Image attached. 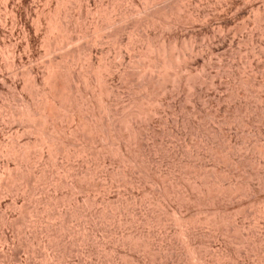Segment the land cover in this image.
Here are the masks:
<instances>
[{
  "label": "rangeland",
  "instance_id": "obj_1",
  "mask_svg": "<svg viewBox=\"0 0 264 264\" xmlns=\"http://www.w3.org/2000/svg\"><path fill=\"white\" fill-rule=\"evenodd\" d=\"M56 1L57 0H51V3H49L50 6L49 5L46 6L45 0H20L21 4H23L21 5L20 10L22 14L24 12L23 16L25 15L26 11L27 12L30 11L29 13L27 12L26 13H27V17L28 18L30 17L29 20L31 21L32 18L34 20L36 16V12L41 11L43 7H44L43 9L44 11L46 12L51 11L52 13L53 8L55 10V7H57ZM143 1L144 3H142L141 0H84V1L70 0L69 17L71 18V21H69L70 22L69 23V30H70L69 36H70V39H75V40L78 39V40L75 41L71 45L69 44V46L66 45L65 48L63 47V49L61 50L55 51V53L53 54H52L53 52L52 50L50 52H46L47 50L45 49V47L42 46L43 44L40 40L42 39L43 35L41 33L44 32V29L46 28L45 26L46 24L42 25L43 30L40 32V35L42 36L39 35L40 38L38 36L35 40H33V42L31 40L30 42L31 47L29 46L28 48V51L30 52V56H29V52L26 51L27 46L25 48V45L27 43L26 38H24L22 35H16L14 36V38H10L6 35H5L6 37L5 36L3 37V35L0 33V38H1L0 39V69H1L0 71L1 73L3 72L4 75L5 74L8 75L9 73L8 67L10 63L12 62L11 60H13L11 56V51L14 48H16L14 46V43H16L17 45V49H16L17 52H19L23 57L24 63L22 64L24 65L19 66L20 70H22L25 73L23 75L27 76L26 74L27 71H32L30 73L35 74V75L37 74V77L36 76L34 77L40 81L42 78L41 76L44 75V74L43 75L41 74L45 73L44 65H46V63L50 59L52 61H57V62L60 61L61 63H63L62 62L64 59L63 57L64 56L67 57L68 55V54L67 55L65 54L69 52V55L70 54L72 55V53L75 50V52L73 53V59H76L75 57H77V60L81 59L79 62L82 64L83 63L82 61H84L85 59L84 53H86V50H88V48L90 47L93 53L91 63L95 65H96V62H98L100 58L102 61H104V63L105 62L107 63L109 61L111 62V64H115L117 60V64H121L122 62L125 61L126 63H122V64L127 65V61L129 59L128 54H130L131 59L132 58L133 59L129 60L128 63L131 61L132 63H134V67H136L135 68L136 74H138L142 71V66L144 64H148L151 62L153 63L155 62V60L156 62L158 61L157 55L153 52H155L156 50L155 47L157 46L159 47L161 45L160 43H162L163 41L166 44L173 42L174 44H176L175 46H177L176 47L177 50L180 49L182 45H184L181 48V50H178V51L183 52L185 55L186 54L189 55L190 53L189 56H191V59L189 58L190 61L188 59V62L186 65L187 68L184 67V70L185 71L188 70L186 72L187 74H192L193 77L196 76L195 77L196 81L194 79V82L192 81V84L188 83L187 85L186 84L187 82L185 81L184 83V80L180 82L181 84L179 85H181L182 87L180 86V89L178 87L179 90L175 91L176 96L174 95V93H168V92L164 96L159 95L163 92L159 91L157 84H155V86L153 84L152 85L153 88L156 89L157 87L156 90L158 91L156 92V90L152 88L153 90L150 89L148 93L149 97H143V93H139L140 95L138 94V92H140V89L138 88L142 86V82L140 83L139 82L140 80H138L137 76L134 75V78L136 79L131 80V84L129 85L130 87L129 86L128 88L123 87L125 91L124 89H122L123 94H121V97L111 98L112 101L116 98V101L115 100L113 101V104H114L113 108L115 109L112 110L113 113L115 112L114 115L115 114L117 115L115 117L117 118L120 117L121 119L124 117H127L124 115H127L128 114L127 112H130V110H132L135 114H138L137 116H139V119H138L139 122L137 121L139 124L136 122L137 124H135L136 126L135 128L139 129L140 132L141 130L142 131L145 130L143 132L144 135H142V139L139 140V143L143 141L142 146H140L141 143L140 145L138 144L139 145L138 147L140 148L143 147L142 150L137 147V144L135 145H133L132 143L129 144V146H132V149L130 147V150L132 151V155H133V151L135 152L136 150L135 152L136 154L134 155V160L124 159L122 156H120L121 154L120 155L117 154V156L115 155L114 156L115 159L113 156L106 157L107 158L106 159L104 156L105 152L106 154H108V152L109 153L111 152V154H114L113 151L116 150L115 149L116 147L113 146L112 149H109V148L101 149L99 147L98 149H101V151L97 150L98 151L97 153L95 151V148H92L93 150L90 149L89 146L91 145L89 146L85 145L86 143L88 144L92 143L91 142V140H93L92 137H91V140L89 139L90 137L85 139L86 136L81 134V132L78 133L77 136L79 138H77L76 141L73 135L71 136L66 135V137H68L69 139V142L71 143L70 148H69L70 150L69 159L67 158L65 159L64 158L65 156L61 155L60 153L56 154L55 156L53 155L52 158L50 157L51 158L50 159L49 155H47L48 152L45 151L46 148L40 147L42 145V143L40 142L41 138L38 136L40 132L37 131L38 134L36 133V130H39L41 128L40 126H37L39 125L37 123L38 120L35 119L33 122L31 121L32 123H34V125L37 128L40 127L39 129H36V128L34 129V126L32 123H31L32 125L29 127L30 125V123H28L30 122L29 118H26V116L25 118L21 116L22 112L23 113L25 112L24 114H26L28 109L30 110L31 108L33 110L37 109L36 108L37 103H38L37 93H39L37 92L39 91L38 87L35 88L34 86H28L25 88L24 81L26 82V78H25L26 76L24 77L22 75L17 77V83H16L15 88L10 89L8 85L2 86L0 84V145L2 147H4V145L7 146L6 150L9 151V153H12V151L15 149L16 151L14 152H17L20 149H21L20 151H23V149L26 148L24 146H26L27 144H28L27 145L28 148L30 147L29 149H27V153L29 150V154H27L26 158H24L23 160L20 159L21 158V153L19 155L20 151L17 152L18 155L17 153H15L16 155L10 154L12 155L11 157L13 158H11L9 154L7 155L3 154L5 156L3 157V155L0 153V160H1L0 161V176H1L0 182L3 183V180H2L3 178H5L7 181V178L9 179L11 177V176L8 177L10 172L13 176L16 172L21 173L20 170L22 171L23 169L22 171L23 174H26V173L29 174L30 179H32L31 182L35 184L34 186V184L30 183L26 187L27 190L26 188L19 189V186H16L18 187L17 191L18 190L23 191V193L20 191H18L19 192L18 193L16 190H14L16 189V187L14 186H13L14 192L13 191L9 192V190L7 189V186H5L7 183L5 182V180H4L5 185L4 184L2 185L0 183L1 191H2V187L5 188L3 189L2 195H1V196H4V195L5 196L2 198L0 197V201L2 204L9 202L7 203L9 208L8 207L4 208L5 211H7V213H9L10 215H13L16 218L17 217L20 218L19 216H21V214H23L24 216L23 215L22 216L26 218V221H25V218H22V217L20 218V220L24 219V222H22V224L24 223L23 224L25 227L24 229L22 227L23 225H20V228L18 229H21V230L14 229V231H11V230L8 231V233L10 232L9 235L12 237L11 243H8L7 245L0 243V248H1L0 249V264H6L5 262H7L8 264L9 263L10 264H23V262L27 260L30 261L32 264H45V261H43V260H46V258L43 259L45 256L46 257L48 256L47 257L48 259L51 258V261L54 260L55 258L58 260H61V258L64 257L62 258L63 261L61 260L62 262H59L60 264L61 263L63 264H144V263L145 264H175V263L176 264H187L188 262H189L188 264H202V263L206 264L205 262L206 259H207L206 261H208V264L209 263L210 264L212 263L213 264H242V263L244 264H264V253H263L264 252V150H263L264 149V141H263L264 140V66H263L264 65V0H243V1L242 0H229V1L228 0H225V1L224 0H155L154 2L153 0L152 1L149 0L151 4L152 2L153 4L155 3L154 5H152V7L150 5L149 8L152 9V10L150 9V11L153 12L155 9H159L160 11H162V13L163 11L165 12L163 13L164 15L162 14V16H164L163 18L160 14H158L159 15V16L157 15L158 18H156L157 17L156 16L154 18H150V20L146 19L145 18L146 15L143 13L144 11L143 6H146L147 8L146 7L145 8L148 11L149 9L148 5L150 4V2L145 3L146 0H143ZM3 2L4 0H0V18H4L8 20V17L10 18V16L8 15L6 16V13L4 12L3 10L4 6H2L4 4ZM114 6L116 7L115 10L117 14L120 12H123L125 9H127L128 12L130 11L138 12L136 11V9L139 10L141 8L140 9L141 11L143 7V10L141 13H139L140 12L139 11L136 17L134 16L128 21L130 25L128 24V22L125 23L127 25V26L125 25L127 28L120 34L121 36L120 35L118 36L119 38L117 37L118 39L116 38L117 40L109 36L112 31L111 29L104 30L102 32L104 33L103 34L104 37H102L103 40H100V39L98 40L97 38L96 40L98 41L97 43L98 45H96V48H94L92 44L94 43L95 39L89 35L92 29L91 23L94 21V18H96L95 16H93V12L95 13L97 10H99V7L101 8L103 7L104 9L109 10V9H114ZM128 8L130 9V11ZM132 8L134 9L136 8V9L134 10ZM87 12H90L92 14L90 13L87 14ZM167 12H168L167 16L170 15L169 18L166 16ZM72 16L74 18H72ZM117 16H119V14ZM202 17H203V20H202ZM58 18L60 19V16ZM143 18H145L147 22L150 21L149 23L155 26L151 27V24H150L149 28H146L144 25L146 23H144ZM59 19L57 21L61 22L62 19L61 20ZM75 19H78L76 20L78 22H76ZM151 19H156L153 21L154 23H157V24H153L152 23L153 21L151 22ZM172 19H177V20H172ZM193 19H195L194 22L192 21ZM72 20H74L76 23H74V21L72 23ZM138 20H142L144 24L140 23V21ZM170 21H172V23H168ZM98 23L101 26H103V24L105 26V21L101 19L99 20ZM169 24L171 25L176 24L175 25L176 27H174V29L170 28L171 30L165 29L169 27ZM140 25H144L143 27L145 28L142 29V26ZM76 27H78L77 31L79 33L76 31V29H74ZM219 27L221 28L220 33H219V30H217ZM143 30L147 32L148 34L147 33L144 34L145 32ZM71 31L73 32L71 33ZM73 33H75L74 35L76 36H72ZM111 39L112 40L114 39V40L112 41ZM144 39L148 40L151 46L154 47L155 49L154 50L152 48L154 51L150 52L151 54L147 50H145L147 49V45H146L147 41ZM223 40H225V43H226L225 48H223L222 50L221 49L216 50L215 46L219 45L221 42H223ZM129 42H131L132 50L129 51L128 53V51H126V48H124L123 46L127 45V43ZM115 44L117 45L115 46ZM101 49L104 53L101 52ZM145 51L147 52L146 54H150L151 56L146 55ZM100 52L103 55H101ZM25 53L27 54L25 55ZM71 55L68 57L69 63H71V60H72ZM117 55L120 56V59H118L119 56ZM121 57L123 59H121ZM26 67H28V69ZM164 71L165 70H163V72ZM170 72L173 73L174 71H172V69L171 70L169 69V71H166V75H169V74L172 75V73ZM153 73H154L153 76L156 77L157 72L154 71ZM137 80L139 83L137 82ZM167 84L168 86L166 87H172L170 82H168ZM189 85L192 88H190ZM135 86L137 87L136 91L130 90L133 87H134L133 89H136ZM80 98L81 97H78V100H79L78 102L81 106V104H83V101L85 102V100L83 99V101H81ZM160 99L162 101H160ZM101 100L100 98L98 99L96 97L95 99V97L94 98L92 97V106H93V109L95 108L93 112L94 113L96 112L95 116L98 118V115H99L104 120H106L105 118L113 117V115H111V113L108 114V112H107L108 115H106L105 117L104 103L106 99L104 98V101L103 100L101 101ZM100 104L102 106H100ZM129 105L131 109L129 108L130 110L127 111L126 109H128L127 107ZM99 108H101L102 111ZM31 111L29 112L31 113ZM148 112H151V113L153 112V115L151 118H150V115L148 116L149 119L145 115ZM18 113L20 114V118L18 117ZM62 113L64 114V112ZM79 113H81L82 116ZM79 113L78 115L80 119H83V121L88 120V119L90 120L92 118L91 115L88 114L87 111H85L84 107H82L79 110ZM123 113L124 115H122ZM140 113L144 114L146 118L144 117V115ZM32 114L35 115L37 113L34 114L33 112ZM120 115L124 117H121ZM63 116H65V114ZM63 116H61V118ZM61 118H59L60 120L58 119L56 121L57 122L56 125L60 129L61 136L60 135L59 136L63 137L65 135L62 136V132L68 129L69 131L72 129L74 130V127L78 124V122H74L76 124L73 123L74 125L73 124L71 125L69 122L65 120V117L62 119ZM27 119H28V122H27ZM36 120L37 122H35ZM116 120L120 121V119H116ZM24 121L26 123H24ZM35 123H37V125ZM119 123L121 124V121ZM119 123L116 124L118 127H119ZM206 125H207V128H206ZM50 128L51 127L48 124L46 126L45 131L48 130L47 132L50 133L51 132ZM122 132L124 133L123 135H125V131H122ZM64 133H68V131ZM56 139L55 137L51 138L50 141L47 143L58 145L59 143H58V140ZM34 144L37 146H34ZM1 146H0V152L2 151ZM94 146H98V145H94ZM81 147L83 148L87 147V148L81 149ZM41 148H43V150ZM76 148H77V154L75 150ZM134 148L136 149L133 150ZM210 148L214 150L212 151L210 150ZM3 150H5V148ZM84 150H87V151L84 152ZM41 151L43 153L44 152L47 153V154L44 153L45 156H43L44 158L42 160L40 159L39 155H37V154H40L39 152ZM78 151L79 152L82 151V153H79ZM90 151H92L91 152L92 154L90 153ZM100 152L101 153L103 152V154L100 155ZM137 153H139L140 156ZM98 154L99 156L97 157L96 155ZM85 155H87V157ZM136 155L138 157H136ZM14 156H17V157L20 156L18 157L20 160L16 159L17 157L14 158ZM100 156H102L103 159ZM109 158L110 160H108ZM47 159L49 161H47ZM112 160L114 161L112 162ZM44 163L46 164V166ZM109 163H111V165ZM5 164L7 167L5 166ZM4 166L6 169L4 168ZM41 167H43L44 169ZM64 167L68 168V170L65 169L66 171H64L63 169ZM7 168L10 170V172ZM45 169L47 170L46 173L48 172L47 174H49V177L48 176L45 177L47 178L48 181L46 180L45 182L44 179L42 180L41 178H39L40 181H38L39 179H36L35 181L34 178H38V175L41 173V171L45 172ZM116 172L118 174H116ZM80 173L86 175L85 178L87 179L86 181L84 179L85 181L84 183L82 182L81 184L82 187L84 185L86 186L84 187L85 189L87 187L89 188L88 190L86 191L84 190L83 192L80 190L79 192L81 193H78L77 191L75 193V191L73 192L71 190L72 189L71 183L75 179L73 177H75L76 174H80ZM51 175L53 178H51ZM110 175L111 176L114 175V177H112L114 181L112 180L111 182H109L112 179V178L109 179ZM102 176L104 177V179H102L103 178ZM65 178H66V181L69 180L70 182L69 186L64 181ZM96 180L99 183L98 182L96 183ZM103 180L107 181L106 182L107 184ZM91 181L93 182V184ZM112 182H113V185L109 187L111 188L109 191L108 187H106L103 183L109 186ZM60 183H63L64 186L63 185L61 186ZM65 183L67 184V186H65L66 185ZM94 184H96V186ZM97 185L98 186L100 185L99 187L101 186H104V188L106 187L105 189H107L108 192L106 190L105 191L107 192V194L109 193L110 194L107 195L106 193H103L104 191L102 192V190L104 188L101 187L103 189L100 190L101 188H99ZM30 186H33L32 189ZM92 189H94L95 191ZM25 190H26V193H24ZM65 192L67 194L69 192V197H63V196H67ZM61 193L64 195L62 196ZM82 193H84V195ZM62 197L67 198V199L69 198V200L64 199V202H63ZM9 198L11 202L9 201ZM47 198L48 199L51 198V201H49ZM83 200H84V203L82 202ZM86 200L88 204L87 202H85ZM107 200L109 201L107 202ZM10 203L11 204L15 203L16 205L14 204L13 206ZM48 203L49 205L47 207H49L50 211L47 210L48 208L44 206ZM124 203H125V206H124ZM9 205H11V207ZM15 206L17 207L14 208ZM42 207H45L47 209L44 210L45 208L43 209ZM40 209L44 210V215H43V211ZM215 210H216L217 215L215 213ZM46 211H48V214L46 213ZM13 212H16V213H13ZM35 212H38L39 214L37 215V213ZM40 212L42 215L40 214ZM24 213L27 215L25 216ZM182 214H183V217L190 218V221L191 222L193 221V223L188 224L189 227H186L188 228L187 232H186L187 229L185 227H184L185 231L183 232L181 228L178 225H176L175 219H177L179 215H182ZM213 214H215L214 216L216 217L211 218ZM61 215H63L64 218H62ZM70 215H73V216H70ZM31 216L35 219H33ZM53 216H56V217H53ZM218 217L224 218L223 219L224 223L221 224L223 226H220V225L216 226L213 224V222H211L212 220H214V218H218ZM209 218H211L212 220ZM222 218H221V221H222ZM60 219L63 223H65L64 229L62 232L64 233L66 231V233L59 235L60 239L61 237L64 236L66 240L64 238L63 240L66 243L67 242L69 243L67 245L71 246L70 247L66 245L67 248L69 249V253L68 252L65 253V250H64L63 253H65V255L61 252L63 249H66V246L65 247L63 246L65 242H61V245L59 243H58L59 245L57 244V248L58 246L63 248V249L61 248L62 250L58 249L60 250L58 252L56 251L57 249L55 248V246L53 247V243H51L52 246H50V248L46 247L48 245L47 243L48 240H46L48 238L47 237L48 235L45 233V230L47 228V231L49 233L52 232L51 235H53L55 238L56 237L54 234L56 233L55 231H57L56 235L60 231L59 229H57V227H59L60 222H61ZM208 219L211 221L209 222ZM89 221H91V223ZM35 224L37 225L35 226ZM29 227L31 228L29 229ZM39 230H40V233H39ZM67 231L69 232V234L67 233ZM30 232L32 234L31 236L29 234ZM42 232L45 233L46 236L42 234ZM62 232L60 231V233ZM181 232L183 234H181ZM27 233L29 236H27ZM140 236L141 238L143 237L142 238L143 240L140 238ZM44 238L47 242L45 240H42V241L47 244H44L41 241V239H44ZM51 238L50 237L48 238L50 239L49 240L50 242L55 241V240H52L53 238L52 239ZM60 239L58 238L57 242H59L58 240ZM127 239L128 241H126ZM55 244L56 243H54V245ZM202 244L203 245L205 244L206 246H203ZM12 246H16V247H12ZM171 246H172V249H171ZM188 246H191V248L192 247L196 248V254H195L196 256L194 257L196 259H193L194 255H190V253L187 252L188 249L186 248H188ZM6 247L9 249H7ZM17 247L19 248L15 252L13 249ZM205 247L207 248L206 257H205L206 255ZM9 250H11L10 252L12 253L13 251L15 252L12 254L15 260L12 258L13 259L11 260L12 262L5 259L6 258L5 256L9 254ZM105 250H106V254H105ZM31 251L33 252L31 253ZM217 252H219L220 254ZM221 252H223V254L226 256L225 257L222 255L224 257V260H223V257H221L222 259L220 258ZM33 253H35L34 257L32 255ZM203 254H204L203 257L206 258V259L204 258L205 259L204 262L202 260ZM57 255L59 257H57ZM215 255H218L219 259L215 258ZM40 258H42V260ZM48 259L46 260L47 262H48ZM189 259H193V260H189Z\"/></svg>",
  "mask_w": 264,
  "mask_h": 264
},
{
  "label": "bare ground",
  "instance_id": "obj_2",
  "mask_svg": "<svg viewBox=\"0 0 264 264\" xmlns=\"http://www.w3.org/2000/svg\"><path fill=\"white\" fill-rule=\"evenodd\" d=\"M46 1V6L47 5H49V3H51V0H45ZM73 1V0H72ZM80 1H84V0H80ZM142 1V3H144V1L143 0H141ZM150 1H152V0H150ZM149 0L147 1H145V3L147 2V3H149L150 2ZM155 0H153V2H154ZM225 1V0H224ZM229 1V0H228ZM243 1V0H242ZM57 2V4H56V6L57 7H55V10H54V8H53V12L51 13V11H44L43 9H44V7H43V9L41 10V11H39V12H36V16H35V18H34V20H33V18L31 19V21L29 20V18L27 17V13H29V12H27L26 10V12H25V15L23 16V14H24V12H23V14H22V12H21V10H20V7H21V5H23V4H21V2H20V0H4V4L2 5V6H4L3 7V10H4V12L6 13V16L8 15V16H10V18L8 17V20L7 19H4V18H0V33L3 35V37L6 35V36H8V37H10V38H14V36H16V35H22L24 38H26V40H27V43H26V45H25V48H26V46H27V50L26 51H28V48H29V46H30V42H31V40H32V42H33V40H35L39 35H40V32L43 30L42 29V25L43 24H46L45 26H46V28L44 29V32L43 33H41L42 35H40V36H42V39H40L41 40V42H42V46L43 47H45V49L47 50L46 52H50L51 50L53 51L52 52V54L53 53H55V51H58V50H61V49H63V47L65 48V46L66 45H68L69 46V44L71 45V44H73L75 41H77V40H75V39H70V36H69V33H70V30H69V21H71V18L69 17V2H70V0H57L56 1ZM153 2H152V4H151V2H150V4L148 5V8L150 7V5H151V7H152V5H154L153 4ZM196 2V1H195ZM205 2V1H204ZM98 3V2H97ZM141 3V2H140ZM203 3V2H202ZM95 4V3H94ZM117 4V3H116ZM115 4V5H116ZM126 4H128V3H126ZM158 4V3H157ZM52 5V4H51ZM124 5V4H123ZM132 5V4H131ZM143 5H145V4H143ZM198 5V4H197ZM50 6V5H49ZM84 6H86V5H84ZM88 6V5H87ZM127 6V5H126ZM144 7V11H143V13L146 15L145 16V18L146 19H148V20H150V18H154V17H156L158 14H160L161 16H162V14L163 13H165L164 11H163V13H162V11H160L159 9H155L153 12L152 11H150V9L151 8H149L148 9V11L146 10V6H143ZM143 7H142V10H143ZM146 7V8H145ZM115 6H114V9H109V10H107V9H104L103 7L101 8V7H99V10H97L95 13L93 12V16H95L96 18H94V21L91 23V27H92V29H91V32L89 33V35L92 37V38H94L95 39V41H94V43L92 44V46L94 47V48H96V45H98L97 43H98V41L96 40L97 38H98V40L100 39V40H103V38L102 37H104V33H102L104 30H106V29H111L112 31H111V34L109 35V36H111L112 38H115V40H117L119 37V35L127 28L126 26V24L125 23H127L131 18H133L134 16L136 17L137 15H138V12L140 11V9L139 10H137L136 8V11H138V12H133V11H130V9H129V11L130 12H128L127 11V9H125L123 12H120V13H118L119 14V16H117L118 14H117V12H116V10H115ZM121 8V7H120ZM205 8V7H204ZM210 8V7H209ZM216 8V7H215ZM36 9V8H35ZM118 9V8H117ZM132 9H134V8H132ZM134 9V10H135ZM236 9V8H235ZM46 10V9H45ZM111 10V11H110ZM142 10L139 12V13H141L142 12ZM152 10V9H151ZM184 10V9H183ZM211 10V9H210ZM109 11V12H108ZM150 11V12H149ZM174 12V11H173ZM179 12V11H178ZM34 13V12H33ZM90 12H87V14H89ZM143 13H142V15H143ZM171 13V12H170ZM90 14H92V13H90ZM70 15H71V13H70ZM140 15V14H139ZM164 15V14H163ZM168 15V12H167V14H166V16ZM60 16V19L58 18ZM159 16V15H158ZM158 16L156 17V18H158ZM165 16V17H166ZM170 16V15H169ZM169 16H167L168 18H169ZM178 16V15H177ZM193 16V15H192ZM219 16V15H218ZM253 16V15H252ZM3 17V16H2ZM55 17H57V18H55ZM143 17H144V15H143ZM164 16H162V18H163ZM179 17V16H178ZM177 17V18H178ZM189 17V16H188ZM224 17V16H223ZM69 18H70V20H69ZM72 18H74L73 16H72ZM145 18H143L144 19V23H146V24H144L143 23V21L142 20H138V21H140V23H142V24H144L145 25V27L146 28H149V25L151 24V23H149L150 21H146V19ZM172 18H174V17H172ZM191 18V17H190ZM207 18V17H206ZM61 20V22L60 21H57V20ZM86 19V18H85ZM92 19V18H91ZM95 19H96V21H95ZM103 20V21H105V26H104V24H103V26H101V25H99V20ZM136 19H138V18H136ZM135 19V20H136ZM142 19V18H141ZM160 19V18H159ZM180 19V18H179ZM204 19H205V17H204ZM241 19V18H240ZM76 20H78V19H75V21ZM133 20V19H132ZM153 20H156V19H151V22L153 21ZM172 20H177V19H172ZM194 20L195 19H193L192 21L194 22ZM202 20H203V17H202ZM73 21L74 20H72V23H73ZM74 21V23H76V22H78V21H76L75 22ZM91 21V20H90ZM138 21H136V22H138ZM146 21V22H145ZM190 21V20H189ZM198 21V20H197ZM227 21V20H226ZM237 21V20H236ZM83 22V21H82ZM131 22V21H130ZM133 22V21H132ZM135 22V21H134ZM177 22V21H176ZM207 22V21H206ZM217 22V21H216ZM239 22V21H238ZM153 24H157V23H154V21L152 22ZM159 23V22H158ZM168 23H172V21H170V22H168ZM168 23H167V25H168ZM182 23V22H181ZM186 23V22H185ZM192 23V22H191ZM201 23V22H200ZM254 23H255V21H254ZM128 24H129V22H128ZM132 24V23H131ZM81 25V24H80ZM126 25V26H125ZM130 25V24H129ZM144 25H140V26H142V29H144L145 27H143ZM176 25V24H175ZM175 25H171V24H169V27H167V28H165V29H174V27H176ZM183 25V24H182ZM195 25V24H194ZM263 25V24H262ZM77 26H78V24H77ZM83 26V25H82ZM135 26V25H134ZM133 26V27H134ZM152 26H155V25H152L151 24V27ZM181 27V26H180ZM232 27V26H231ZM243 27V26H242ZM77 28L78 27H76V28H74V29H76V31H77ZM164 29V30H165ZM170 29V30H171ZM147 30V29H146ZM149 30V29H148ZM153 30V29H152ZM169 30V31H170ZM198 30V29H197ZM207 30V29H206ZM217 30H219V33H220V30H221V28L219 27ZM238 30H239V28H238ZM245 30V29H244ZM144 31V30H143ZM173 31V30H172ZM180 31V30H179ZM222 31H223V29H222ZM73 31H71V33H72ZM78 32V31H77ZM77 32H75V33H77ZM80 32H82V31H80ZM133 32V31H132ZM145 32V31H144ZM143 32V33H144ZM196 32V31H195ZM251 32V31H250ZM75 33H73V35L72 34H70V35H72V36H76V35H74ZM79 33V32H78ZM87 33V32H86ZM147 32H145L144 34H146ZM162 33V32H161ZM167 33V32H166ZM216 33V32H215ZM83 34V33H82ZM148 34V33H147ZM163 34V33H162ZM223 34V33H222ZM87 35V34H86ZM131 35V34H130ZM241 35V34H240ZM5 36V37H6ZM40 36H39V38H40ZM71 36V37H72ZM83 36V35H82ZM121 36V35H120ZM132 36V35H131ZM197 36V35H196ZM199 36H201V35H199ZM219 36V35H218ZM231 36V35H230ZM236 36V35H235ZM118 37V38H117ZM145 37V36H144ZM178 37V36H177ZM176 37V38H177ZM203 37V36H202ZM205 37V36H204ZM242 37V36H241ZM75 38V37H74ZM86 38V37H85ZM117 38V39H116ZM139 38V37H138ZM157 38V37H156ZM172 38V37H171ZM200 38V37H199ZM252 38V37H251ZM1 39V38H0ZM236 39V38H235ZM241 39V38H240ZM39 40V41H40ZM112 40V39H111ZM114 40V39H113ZM112 40V41H113ZM130 40V39H129ZM144 40H146V39H144ZM177 40V39H176ZM204 40V39H203ZM243 40V39H242ZM90 41V40H89ZM92 41H93V39H92ZM146 41H147V43H146ZM145 41V43H146V45H147V49H145V50H147L149 53L150 52H153L155 49V52H153V53H155L156 55H157V59H158V61L156 62V60H155V62H151V63H148V64H144L143 66H142V71L140 72V73H138V74H136V70H135V68L136 67H134V63H132V61L131 62H129L128 63V61L129 60H132L131 59V56H130V54H128L129 53V51H131L132 50V47H131V42H129V43H127V45H125V46H123L124 48H126V51H128V53H126V54H128V56H129V59H128V61H127V65L126 64H122V63H126L125 61L124 62H120L121 64H117V60H116V62H115V64H111V62H105L104 63V61H102L101 60V58L99 59V61L98 62H96V65L95 64H93V63H91V61H92V56H93V53H92V50H91V47L90 48H88V50H86V53H84L85 55H84V57H85V59H84V61H82L83 63L81 64L79 61L81 60L80 58V60H77V57H75L76 59H73V53L75 52V50H74V52L72 53V60H71V63H69V52L68 53H66L65 55H67V57L66 56H64L63 58V63H61L60 61L59 62H57V61H52L51 59L46 63V65H44L45 67V69H44V72L45 73H42L41 75H43V76H41L42 78H41V80L39 81V80H37L34 76H36L37 77V74L35 75V74H31L30 72H32V71H27V76L25 77L23 74H25L22 70H20V68H19V66H22V65H24V64H22V63H24L23 62V57H22V55L19 53V52H17V45H16V43H14V46L16 47V48H14L12 51H11V56H12V58H13V60H11L12 62L10 63V65H9V67H8V70H9V73H8V75H4V73L2 72L1 73V71H0V84L2 85V86H7L8 85V87H10V89H12V88H15L16 87V83H17V77H19L20 75H22V76H24L25 78H26V82L24 81V87L26 88V87H28V86H34L35 88L36 87H38V89H39V91H37V92H39V93H37V97H38V103H37V109L36 110H33L32 108H31V110H33V111H31L30 109H28V111H27V113L26 114H24L23 112H22V114H21V116L22 117H24L25 118V116H26V118H29V120H30V122H28V119H27V122L28 123H30V125H29V127L33 124V126H34V129L36 128V129H39L40 127V129L39 130H36V133H37V131L38 132H40L39 134H38V136L41 138H38V139H40L41 141V143H42V145L40 146V147H43V148H46L45 149V151H47L48 152V154L47 153H45V154H47V155H49V158L51 157L52 158V156L54 155H56V154H61V155H63V156H65L64 158L66 159H69V148H70V142H69V139H68V137H66V135L67 136H71V135H73V137H75V141H76V139L77 138H79L77 135H78V133H80L81 132V134H83L84 136H86V138L85 139H87L88 137H90L89 139L91 140V137H92V139L93 140H91V144H88V143H86L85 145H87V146H89V145H91V146H89L90 147V149H92V148H95V151L98 153V151H101V149L102 148H109V149H112L113 148V146H115L116 148V150L115 151H113L114 152V154H111V152L109 153L108 152V154H106V152H105V154H104V156H105V158L106 157H109V156H117V154H121L120 156H122L124 159H133L134 160V155L136 154L135 152H136V148H134L133 150H135V152L133 151V155H132V151L130 150V147H131V149H132V146H129V144L130 143H132L133 145H135V144H137V147L140 145V143H141V145L140 146H142V142L143 141H141L140 143H139V140H141L142 139V135H144L143 134V132L145 131H142L141 130V132H140V130L139 129H137V128H135L136 126H135V124H137L138 122H139V116H137L138 114H135L132 110H130L131 108H130V105L127 107L128 109H126L127 111H129L130 110V112H127L128 114L127 115H124V113L122 114V115H124V116H127V117H124V116H121V117H124V118H120L119 116V118H117V117H115V116H117L116 114L114 115V113L112 112V110L113 109H115V108H113V106H114V104H113V101L115 100L116 101V98L112 101V99L111 98H113V97H121V94H123V92H122V89H124V88H128V86L131 84V80L132 79H136V78H134V75H136L137 76V78H138V80H140L139 82L141 83L142 82V86H140V88H138V89H140V92H138V94L139 93H143V97H149L148 96V93H149V91H150V89H152L153 88V84H154V86H155V84H157L158 86V89H159V91L160 92H163V93H161V94H159V95H165L167 92L168 93H174V95H175V91H177V90H179L180 89V86L181 85H179V84H181L180 82H182L183 80H184V83H185V81L187 82L186 84L188 85V83L189 84H192V81L194 82V79H195V77H193V75L192 74H187L186 72L188 71H185L184 70V67H186L187 68V62H188V59L190 58L191 59V56H189L190 55V53H189V55H185L183 52H180V51H178V50H181V48L184 46V45H182V47L180 48V49H178L177 50V46H175L176 44H174L173 42H170V43H168V44H166L165 42H163L162 41V43H160L161 45L158 47H155V49H154V47H152L151 46V44L149 43V41L148 40H146ZM151 41V40H150ZM172 41V40H171ZM201 41H202V39H201ZM100 42V41H99ZM144 42V41H143ZM143 42H142V44H143ZM227 42V41H226ZM123 43V42H122ZM243 43H244V41H243ZM39 44V43H38ZM112 44H113V42H112ZM111 44V45H112ZM133 44V43H132ZM190 44V43H189ZM188 44V45H189ZM210 44V43H209ZM251 44V43H250ZM117 44H115V46H116ZM124 45V44H123ZM145 45V46H146ZM155 45V44H154ZM193 45V44H192ZM198 45V44H197ZM240 45V44H239ZM246 45V44H245ZM13 46V47H14ZM41 46V47H42ZM67 46V47H68ZM73 46V45H72ZM91 46V45H90ZM120 46V45H119ZM141 46V45H140ZM225 46H226V43H225V40H223V42H221L219 45H217V46H215V48H216V50H219V49H223V48H225ZM31 47V46H30ZM92 47V48H93ZM98 47V46H97ZM106 47V46H105ZM207 47V46H206ZM100 48V47H99ZM107 48V47H106ZM154 50H153V49ZM42 49V48H41ZM122 49V48H121ZM143 49V48H142ZM184 49V48H183ZM19 50V49H18ZM125 50V49H124ZM186 50V49H185ZM206 50V49H205ZM210 50V49H209ZM212 50V49H211ZM26 51H24V52H26ZM31 51V50H30ZM84 51V50H83ZM134 51V50H133ZM135 51H137V50H135ZM29 52V51H28ZM72 52V51H71ZM96 52V51H95ZM101 52H103L102 51V49H101ZM100 52V53H101ZM118 52V51H117ZM193 52V51H192ZM99 53V52H98ZM104 53V52H103ZM116 53V52H115ZM120 53H122V52H120ZM147 52L145 51V54H146ZM225 53H226V51H225ZM236 53V52H235ZM27 53H25V55H26ZM39 54H40V52H39ZM44 54V53H43ZM76 54H78V53H76ZM119 54V53H118ZM138 54V53H137ZM151 54V53H150ZM150 54H146V55H149V56H151ZM216 54V53H215ZM219 54V53H218ZM3 55V54H2ZM42 55V54H41ZM101 55H103L102 53H101ZM120 55V54H119ZM119 55H117V56H119ZM134 55V54H133ZM139 55V54H138ZM156 55H155V57H156ZM194 55V54H193ZM205 55V54H204ZM29 56H30V52H29ZM81 56V55H80ZM97 56V55H96ZM108 56V55H107ZM121 56V55H120ZM120 56L118 57V59H120ZM143 56V55H142ZM197 56V55H196ZM241 56V55H240ZM26 57V56H25ZM39 57V56H38ZM79 57V56H78ZM102 57V56H101ZM104 57H105V55H104ZM123 57V56H122ZM121 57V59H123ZM141 57V56H140ZM237 57V56H236ZM10 58V57H9ZM27 58V57H26ZM41 58V57H40ZM115 58V57H114ZM142 58V57H141ZM151 58V57H150ZM206 58V57H205ZM210 58V57H209ZM225 58V57H224ZM228 58V57H227ZM39 59V58H38ZM112 59V58H111ZM117 59V58H116ZM190 59H189V61H190ZM33 60V59H32ZM54 60V59H53ZM105 60H106V58H105ZM115 60V59H114ZM152 60V59H151ZM31 61V60H30ZM36 61V60H35ZM120 61V60H119ZM94 62V61H93ZM137 62H138V60H137ZM140 62V61H139ZM150 62V61H149ZM17 63H18V65H17ZM119 63V62H118ZM209 63V62H208ZM36 64V63H35ZM81 64V65H80ZM137 64V63H136ZM189 64V63H188ZM242 65V64H241ZM264 66V65H263ZM32 67V66H31ZM141 67V66H140ZM139 67V68H140ZM27 69H28V67H26ZM185 68V69H186ZM223 68V67H222ZM23 69V68H22ZM35 69V68H34ZM37 69V68H36ZM169 69L171 70L172 69V71H174L173 73L172 72H170V73H172V75L171 74H169V75H166V71H169ZM195 69V68H194ZM1 70V69H0ZM25 70V69H24ZM141 70V69H140ZM163 70H165L164 72H163ZM222 70V69H221ZM154 71H156L157 73H156V77H154L153 75H154ZM235 71V70H234ZM26 72V71H25ZM30 74H29V73ZM33 72H34V70H33ZM37 72V71H36ZM190 72V71H189ZM236 72V71H235ZM165 73V74H164ZM238 73V72H237ZM203 74V73H202ZM252 74V73H251ZM33 75V76H32ZM238 75V74H237ZM217 76V75H216ZM38 77H39V75H38ZM221 77V76H220ZM226 78V77H225ZM233 78V77H232ZM244 78V77H243ZM39 79V78H38ZM167 79V80H166ZM202 79V78H201ZM138 80H137V82H138ZM212 80V79H211ZM237 80V79H236ZM239 80V79H238ZM254 80V79H253ZM195 81H196V79H195ZM201 81V80H200ZM203 81V80H202ZM115 82V83H114ZM138 82V83H139ZM168 82H170V84L172 85V87H166V86H168V84L167 83ZM191 82V83H190ZM231 82H233V81H231ZM238 82V81H237ZM246 82V81H245ZM248 83V82H247ZM135 84V83H134ZM166 84V85H165ZM193 84H195V83H193ZM245 84V83H244ZM249 84V83H248ZM133 85V84H132ZM165 85V86H164ZM182 85H183V83H182ZM22 86V85H21ZM186 86V85H185ZM190 86V85H189ZM188 86V87H189ZM23 87V86H22ZM124 87V88H123ZM130 87V86H129ZM136 87V86H135ZM138 87H139V85H138ZM157 87H156V89H157ZM178 87H179V89H178ZM182 87V86H181ZM30 88V87H29ZM134 88V87H133ZM133 88H129L130 90H137V87H136V89H133ZM168 88V89H167ZM190 88H192L191 86H190ZM255 88V87H254ZM4 89V88H3ZM83 89V90H82ZM153 89H155V88H153ZM152 89V90H153ZM155 89V90H156ZM208 89V88H207ZM216 89V88H215ZM262 89V88H261ZM26 90V89H25ZM33 90V89H32ZM152 90H151V92H152ZM209 90H210V88H209ZM240 90V89H239ZM7 91V90H6ZM124 91H125V89H124ZM158 90H156V92H157ZM205 91H206V89H205ZM11 92V91H10ZM18 92V91H17ZM27 92V91H26ZM127 92V91H126ZM165 92V93H164ZM179 92V91H178ZM253 92V91H252ZM258 92V91H257ZM34 93H35V91H34ZM129 93V92H128ZM153 93H154V91H153ZM218 93V92H217ZM133 94H134V92H133ZM152 94V93H151ZM157 94V93H156ZM179 94V93H178ZM178 94H177V96H178ZM140 95V94H139ZM173 95V96H174ZM217 95V94H216ZM126 96V95H125ZM131 96V95H130ZM136 96V95H135ZM142 96V95H141ZM172 96V97H173ZM176 96V95H175ZM224 96V95H223ZM5 97V96H4ZM19 97V96H18ZM78 97H81L80 99H81V101H83V99L85 100V102L83 101V104H81V106H80V104H79V100H78ZM92 97L94 98L95 97V99H96V97L99 99L100 98V100L102 99L103 101H104V98L106 99L105 100V103L104 102H102V103H104V109H105V117H106V115H108L109 113H111V115H113V117H110V116H108V117H110V118H105L106 120H104V119H102V117H100L99 115H98V118L95 116V113L93 112L94 111V109H93V106H92ZM133 97H134V95H133ZM187 97V96H186ZM190 97V96H189ZM195 97V96H194ZM214 97V96H213ZM158 98V97H157ZM205 98V97H204ZM148 99V98H147ZM176 99V98H175ZM222 99V98H221ZM101 100V101H102ZM143 100V99H142ZM197 100V99H196ZM144 101V100H143ZM160 101H162L161 99H160ZM178 101V100H177ZM194 101V100H193ZM203 101V100H202ZM97 102H99V101H97ZM138 102V101H137ZM234 102V101H233ZM246 102V101H245ZM101 103V104H102ZM131 103V102H130ZM133 103V102H132ZM159 103H161V102H159ZM198 103V102H197ZM21 104V103H20ZM100 104V106H102ZM129 104V103H128ZM127 104V105H128ZM181 104V103H180ZM190 104V103H189ZM24 105V104H23ZM33 105V104H32ZM132 105V104H131ZM156 105H157V103H156ZM175 105V104H174ZM246 105V104H245ZM258 105V104H257ZM27 106V105H26ZM136 106V105H135ZM148 106H149V104H148ZM169 106V105H168ZM193 106V105H192ZM30 107V106H29ZM32 107V106H31ZM82 107H84L85 108V111H87L88 112V114H90L91 115V119L89 120H85V121H83V119H80V117H79V115H78V113H79V110L81 109ZM132 107V106H131ZM134 107V106H133ZM162 107V106H161ZM178 107V106H177ZM197 107V106H196ZM229 107V106H228ZM248 107V106H247ZM80 108V109H79ZM122 108V107H121ZM130 108V109H129ZM136 108V107H135ZM140 108V107H139ZM147 108V107H146ZM260 108V107H259ZM97 109V108H96ZM100 110H101V108H99ZM153 109V108H152ZM178 109V108H177ZM204 109H206V108H204ZM134 110V109H133ZM138 110V109H137ZM181 110V109H180ZM200 110V109H199ZM29 111H31V113L29 112ZM35 111H37V112H35ZM64 112V114H65V116H63L64 114L62 113V112ZM83 111V110H82ZM82 111H80V112H82ZM99 111V110H98ZM102 111V110H101ZM121 111V110H120ZM150 111V110H149ZM153 111H155V110H153ZM158 111V110H157ZM203 111V110H202ZM238 111V110H237ZM34 112V114L35 113H37V114H35V115H33L32 113ZM60 112H61V114H60ZM107 112H108V114H107ZM118 112V111H117ZM123 112V111H122ZM240 112V111H239ZM21 113V112H20ZM113 113V114H112ZM223 113V112H222ZM80 115H81V113H79ZM86 114V113H85ZM98 114V113H97ZM99 114H100V112H99ZM140 114H142V113H140ZM204 114V113H203ZM209 114V113H208ZM14 115V114H13ZM63 116L62 118H64L65 117V120L67 121V122H69L71 125L74 123V122H78V124L74 127V130L72 129V130H70L69 131V129L68 130H66V131H68V133H64V132H66L65 130L62 132V136L63 135H65V136H63V137H60L61 135V133H60V129H59V127H57V125H56V121L59 119V118H61V116ZM89 115V116H90ZM103 115V114H102ZM142 115H144V114H142ZM146 115V117L148 118V116L150 115V118L152 117V115H153V112L151 113V112H148V113H146L145 114ZM145 115H144V117H145ZM222 115V114H221ZM82 116V115H81ZM156 116V115H155ZM18 117L20 118V114L18 113ZM145 117V118H146ZM183 117V116H182ZM188 117V116H187ZM23 118V119H24ZM61 118V119H62ZM120 119V121H121V124L119 123L120 121L119 120H116V119ZM195 118V117H194ZM220 118V117H219ZM244 118V117H243ZM22 119V120H23ZM35 119H37L38 120V122H37V120L35 121V122H37L39 125H37V123H35L37 126H40L39 128H37L35 125H34V123H32ZM149 119V118H148ZM154 119V118H153ZM165 119V118H164ZM186 119V118H185ZM234 119H235V117H234ZM246 119V118H245ZM60 120V119H59ZM77 120V121H76ZM252 120V119H251ZM32 121V122H31ZM119 121V122H118ZM138 121V122H137ZM59 122V121H58ZM66 122V123H67ZM119 123V127L116 125L117 123ZM137 122V123H136ZM146 122V121H145ZM235 122V121H234ZM24 123H26L25 121H24ZM27 123V124H28ZM32 123V124H31ZM144 123V122H143ZM150 123V122H149ZM193 123V122H192ZM15 124V123H14ZM50 125V129H51V132L50 133H48L47 131L48 130H46L45 131V129H46V126L47 125ZM74 124H76V123H74ZM73 124V125H74ZM139 124V123H138ZM154 124V123H153ZM160 124V123H159ZM211 124H213V123H211ZM238 124V123H237ZM63 125V124H62ZM70 125V126H71ZM142 125V124H141ZM140 125V126H141ZM152 125V124H151ZM162 125V124H161ZM219 125V124H218ZM246 125V124H245ZM252 125V124H251ZM4 126V125H3ZM154 126V125H153ZM195 126V125H194ZM198 126V125H197ZM196 126V127H197ZM63 127V126H62ZM72 127V126H71ZM138 127V126H137ZM170 127V126H169ZM188 127V126H187ZM239 127V126H238ZM69 128V127H68ZM139 128V127H138ZM151 128V127H150ZM153 128V127H152ZM206 128H207V125H206ZM49 129V128H48ZM137 129V130H136ZM142 129V128H141ZM218 129V128H217ZM31 130V129H30ZM63 130V129H62ZM230 130V129H229ZM35 131V130H34ZM122 131H125V135H123L124 133L122 132ZM198 131V130H197ZM232 131V130H231ZM255 131V130H254ZM4 132H5V130H4ZM64 133V134H63ZM194 133V132H193ZM233 133V132H232ZM237 133V132H236ZM148 134V133H147ZM177 134V133H176ZM202 134V133H201ZM209 134V133H208ZM60 135V136H59ZM188 135V134H187ZM32 136V135H31ZM36 136V135H35ZM80 136V135H79ZM83 136V137H84ZM166 136V135H165ZM179 136V135H178ZM4 137V136H3ZM55 137V139L56 140H58V145H54V144H48L47 142H49L50 141V139L51 138H54ZM81 137V136H80ZM148 137V136H147ZM173 137V136H172ZM184 137V136H183ZM165 138V137H164ZM191 138V137H190ZM81 139V138H80ZM84 139V140H85ZM96 141H95V140ZM147 139H149V138H147ZM153 139V138H152ZM156 139V138H155ZM82 140V139H81ZM89 140V141H90ZM146 140V139H145ZM215 140V139H214ZM53 141V140H52ZM78 141V140H77ZM88 141V142H89ZM164 141V140H163ZM264 141V140H263ZM54 142V141H53ZM74 142V141H73ZM159 142V141H158ZM213 142V141H212ZM38 143V142H37ZM56 143H57V141H56ZM79 143V142H78ZM90 143V142H89ZM192 143V142H191ZM200 143V142H199ZM3 144V143H2ZM74 144V143H73ZM139 144V145H138ZM160 144V143H159ZM203 144V143H202ZM24 145V144H23ZM28 145V144H27ZM24 146V147H26V148H24L23 149V151H20L21 149L20 148H18V149H20V150H18V151H20L19 152V155H20V153H21V160H23L24 158H26V155L27 154H29V150H28V153H27V149H29L28 148V146ZM40 145V144H39ZM94 145H98V146H94ZM1 146V145H0ZM34 146H37V145H35L34 144ZM108 146V147H107ZM2 147V146H1ZM13 147V146H12ZM22 147V146H21ZM39 147V148H40ZM101 148V149H98V148ZM134 147V146H133ZM5 148V150H3ZM6 148H7V146H5L4 145V147H2V151L0 152L2 155L4 154V155H7V154H15V153H17V152H14V151H16V149L15 150H13L12 151V153H9V151H7L6 150ZM23 148V147H22ZM33 148V147H32ZM35 148V147H34ZM43 148H41L42 150H43ZM75 148V147H74ZM85 149L87 148V147H84ZM83 147H81V149H84ZM138 148H140V147H138ZM142 148L143 147H141L140 149L142 150ZM189 148V147H188ZM13 149V148H12ZM11 149V150H12ZM38 149V148H37ZM73 149V148H72ZM79 149V148H78ZM139 149V150H140ZM238 149V148H237ZM10 150V151H11ZM76 150V154H77V148L75 149ZM88 150V149H87ZM87 150H84V152L85 151H87ZM93 150V149H92ZM98 150V151H97ZM138 150V149H137ZM140 150V151H141ZM204 150V149H203ZM210 150H212V148H210ZM214 150V149H213ZM212 150V151H213ZM216 150V149H215ZM264 150V149H263ZM106 151H107V149H106ZM162 151V150H161ZM209 151V150H208ZM243 151V150H242ZM244 151H245V149H244ZM79 152V151H78ZM92 151H90V153H91ZM104 152V151H103ZM103 152L101 153L100 152V155L101 154H103ZM137 152H139V151H137ZM206 152V151H205ZM248 152V151H247ZM38 153V152H37ZM40 154H37V155H39V157H40V159L42 160L44 157L43 156H45L44 155V153L41 151V152H39ZM71 153V152H70ZM73 153V152H72ZM75 153V152H74ZM79 153H82V151L81 152H79ZM139 153H141V152H139ZM139 153H137L138 155H139ZM203 153V152H202ZM228 153V152H227ZM244 153V152H243ZM84 154V153H83ZM92 154V153H91ZM218 154V153H217ZM3 155V157H5ZM16 155V154H15ZM17 155H18V153H17ZM79 155V154H78ZM77 155V156H78ZM88 155V154H87ZM87 155H85L86 157H87ZM212 155V154H211ZM220 155V154H219ZM229 155V154H228ZM227 155V156H228ZM246 155V154H245ZM12 155H10V157H11ZM58 156V155H57ZM74 156V155H73ZM81 156V155H80ZM83 156V155H82ZM89 156H90V154H89ZM97 157L99 156V154L98 155H96ZM103 156V157H104ZM140 156V155H139ZM9 157V158H10ZM17 156H14V158H16ZM18 157H20V156H18ZM16 158V159H18V160H20L19 158ZM101 158H102V156H100ZM122 157H120V158H122ZM136 157H138L137 155H136ZM142 157V156H141ZM196 157V156H195ZM6 158H8V157H6ZM11 158H13V157H11ZM28 158V157H27ZM46 158V157H45ZM50 158V159H51ZM104 158V159H105ZM119 158V157H118ZM153 158V157H152ZM39 159V158H38ZM39 159V160H40ZM57 159V158H56ZM103 159V158H102ZM107 159V158H106ZM113 159V158H112ZM114 159H115V157H114ZM197 159V158H196ZM46 160V159H45ZM97 160V159H96ZM108 160H110V158L108 159ZM144 160V159H143ZM1 161V160H0ZM6 161V160H5ZM26 161V160H25ZM47 161H49L48 159H47ZM51 161V160H50ZM57 161V160H56ZM67 161V160H66ZM99 161V160H98ZM101 161V160H100ZM114 160H112V162H113ZM145 161V160H144ZM180 161V160H179ZM194 161V160H193ZM20 162V161H19ZM41 162V161H40ZM44 162V161H43ZM46 162V161H45ZM52 162V161H51ZM61 162V161H60ZM108 162H110V161H108ZM111 162V163H112ZM119 162V161H118ZM135 162V161H134ZM210 162V161H209ZM6 163V162H5ZM16 163V162H15ZM42 163V162H41ZM80 163V162H79ZM102 163V162H101ZM104 163V162H103ZM111 163H109L110 165H111ZM121 163V162H120ZM133 163V162H132ZM233 163V162H232ZM244 163V162H243ZM20 164V163H19ZM24 164V163H23ZM45 164V163H44ZM63 164V163H62ZM67 164V163H66ZM88 164V163H87ZM184 164V163H183ZM204 164V163H203ZM21 165H22V163H21ZM31 165V164H30ZM36 165V164H35ZM50 165H51V163H50ZM53 165H54V163H53ZM56 165V164H55ZM78 165V164H77ZM124 165V164H123ZM180 165V164H179ZM263 165V164H262ZM5 166H6V164H5ZM5 166H4V168H5ZM20 166V165H19ZM43 166V165H42ZM45 166H46V164H45ZM48 166H49V164H48ZM57 166V165H56ZM64 166V165H63ZM70 166V165H69ZM82 166V165H81ZM88 166V165H87ZM104 166H105V164H104ZM158 166V165H157ZM217 166H219V165H217ZM223 166V165H222ZM7 167V166H6ZM29 167V166H28ZM68 167V166H67ZM140 167V166H139ZM3 168V167H2ZM8 168H9V166H8ZM7 168V169H8ZM41 168H43V167H41ZM59 168V167H58ZM76 168V167H75ZM89 168V167H88ZM112 168V167H111ZM201 168V167H200ZM234 168V167H233ZM6 169V168H5ZM14 169V168H13ZM36 169V168H35ZM44 169V168H43ZM54 169V168H53ZM64 169V171H66L65 169H67L68 170V168H63ZM9 170V169H8ZM191 170V169H190ZM198 170V169H197ZM3 171V170H2ZM5 171V170H4ZM17 171V170H16ZM22 171H23V169H22ZM21 170H20V172L21 173H15L13 176H12V174H11V172H10V170H9V172H10V174H9V176L8 177H10L9 179L7 178V181H6V179L5 178H3L2 180H3V183H1L2 185L4 184L5 185V182H7L6 183V185L5 186H7V189L9 190V192L10 191H13L14 192V190H16L17 191V188L18 187H16V186H19V189L21 188V189H23V188H26L30 183L31 184H34V183H32L31 181H32V179H30V176H29V174H23V172H22ZM46 169H45V172H42L41 171V173L38 175V178H34L35 179V181H36V179H39V178H41L42 180L44 179V181L46 182V180H47V178H45L46 176H48L49 177V174H47L46 173ZM52 171V170H51ZM50 171V172H51ZM63 171V172H64ZM115 171V170H114ZM133 171V170H132ZM220 171V170H219ZM14 172V171H13ZM19 172V171H18ZM25 172V171H24ZM87 172V171H86ZM89 172V171H88ZM109 172V171H108ZM205 172V171H204ZM210 172V171H209ZM4 173V172H3ZM39 173V172H38ZM55 173V172H54ZM68 173H69V171H68ZM72 173H74V172H72ZM78 173V172H77ZM132 173V172H131ZM163 173V172H162ZM165 173V172H164ZM196 173V172H195ZM202 173H203V171H202ZM235 173V172H234ZM2 174V173H1ZM86 174V173H85ZM112 174V173H111ZM116 174H118L117 172H116ZM205 174V173H204ZM210 174V173H209ZM35 175V174H34ZM65 175V174H64ZM68 175H70V174H68ZM103 175H105V174H103ZM108 175V174H107ZM135 175V174H134ZM56 176V175H55ZM85 176L86 175H84V174H76L75 175V177H73V178H75L73 181H72V185H71V187H72V191L74 192L75 191V193H76V191L78 192V193H81V192H79L80 190L83 192L84 190L86 191V190H88V188L89 187H87L86 189L84 188V187H86V186H84L83 185V187H82V182L84 183L87 179L85 178ZM95 176V175H94ZM94 176H92V177H94ZM130 176V175H129ZM137 176V175H136ZM168 176V175H167ZM228 176V175H227ZM261 176V175H260ZM36 177V176H35ZM89 177V176H88ZM87 177V178H88ZM103 177V176H102ZM112 177H114V175H110V177H109V179L110 178H112ZM116 177V176H115ZM191 177H193V176H191ZM215 177V176H214ZM243 177V176H242ZM0 178H1V176H0ZM51 178H53L52 177V175H51ZM54 178H56V177H54ZM62 178V177H61ZM91 178V177H90ZM119 178V177H118ZM118 178H116V179H118ZM33 179V180H34ZM69 179V178H68ZM67 179V180H68ZM84 179H85V181H84ZM93 179V178H92ZM100 179V178H99ZM102 179H104V177L102 178ZM109 179H107V180H109ZM130 179V178H129ZM171 179V178H170ZM174 179V178H173ZM1 180V181H2ZM4 180H5V182H4ZM50 180V179H49ZM89 180V179H88ZM106 180V179H105ZM105 180H103V181H105ZM114 181V179L112 178L109 182H111V181ZM163 180V179H162ZM222 180V179H221ZM230 180V179H229ZM8 181H10V182H8ZM38 181H40V179L38 180ZM48 181V180H47ZM67 184H68V186H69V180L68 181H66V178H65V180H64ZM80 181V182H79ZM152 181V180H151ZM44 182V183H45ZM52 182V181H51ZM88 182H90V181H88ZM92 182V181H91ZM98 181L96 180V183H97ZM107 181H105V183H106ZM191 182V181H190ZM205 182V181H204ZM65 183V184H66ZM99 183V182H98ZM101 183V182H100ZM105 183H103L106 187H108V189H109V191H110V189L111 188H109V187H111L112 185H113V182L108 186V185H106ZM119 183V182H118ZM216 183V182H215ZM223 183V182H222ZM221 183V184H222ZM40 184V183H39ZM61 184V186L63 185L64 186V184L63 183H60ZM67 184L65 185V186H67ZM92 184H93V182H92ZM102 184V185H103ZM109 184V183H108ZM125 184V183H124ZM162 184H163V182H162ZM196 184V183H195ZM239 184V183H238ZM88 185H89V183H88ZM95 186H96V184H94ZM101 185V184H100ZM99 185V186H100ZM176 185V184H175ZM241 185V184H240ZM16 187V189H14L13 190V188L14 187ZM34 186H35V184H34ZM57 186V185H56ZM98 186V185H97ZM98 186V187H99ZM116 186V185H115ZM135 186V185H134ZM237 186V185H236ZM0 187H1V185H0ZM31 187V189H32V187L33 186H30ZM29 187V188H30ZM38 187V186H37ZM51 187V186H50ZM93 187V186H92ZM92 187H90V188H92ZM101 187H103L104 188V186H101ZM101 187H99V188H101ZM105 187V188H106ZM133 187V186H132ZM192 187V186H191ZM28 188V189H29ZM35 188V187H34ZM60 188V187H59ZM84 188V189H83ZM103 188H101L100 190H102ZM103 189L102 190V192L103 193H106L107 194V192H108V190L107 189ZM178 188V187H177ZM261 188V187H260ZM3 189H5L4 187H2V191H3ZM74 189V190H73ZM83 189V190H82ZM98 189V188H97ZM175 189V188H174ZM258 189V188H257ZM26 190H27V188H26ZM26 190L24 191V193H26ZM59 190V189H58ZM61 190V189H60ZM92 190H94V189H92ZM92 190H90V191H92ZM107 192H106V191ZM166 190V189H165ZM208 190V189H207ZM235 190V189H234ZM2 191H1V189H0V197L2 198V197H4V196H1L2 195ZM18 191H20V192H22L23 193V191L22 190H18ZM17 191V192H18ZM37 191V190H36ZM44 191V190H43ZM46 191V190H45ZM69 191V190H68ZM95 191V190H94ZM93 191V192H94ZM169 191V190H168ZM184 191H185V189H184ZM209 191V190H208ZM229 191V190H228ZM231 191V190H230ZM56 192V191H55ZM59 192V191H58ZM88 192V191H87ZM92 192V193H93ZM98 192V191H97ZM100 192V191H99ZM147 192V191H146ZM232 192V191H231ZM19 193V192H18ZM21 193V194H22ZM66 193V192H65ZM85 193V192H84ZM84 193H82L83 195H84ZM116 193V192H115ZM166 193V192H165ZM176 193V192H175ZM200 193V192H199ZM209 193V192H208ZM219 193V192H218ZM228 193V192H227ZM57 194V193H56ZM55 194V195H56ZM62 194V193H61ZM74 194V193H73ZM110 194V193H109ZM109 194H107V195H109ZM259 194V193H258ZM12 195V194H11ZM40 195V194H39ZM64 194H62V196H63ZM66 195L67 196H63V197H69V192H68V194L66 193ZM76 195V194H75ZM80 195V194H79ZM121 195V194H120ZM9 196V195H8ZM17 196V195H16ZM61 196V195H60ZM77 196V195H76ZM81 196V195H80ZM93 196V195H92ZM172 196V195H171ZM34 197V196H33ZM48 197V196H47ZM53 197V196H52ZM62 197V200H63V202H64V199H67V198H63ZM87 197V196H86ZM146 197V196H145ZM155 197V196H154ZM168 197V196H167ZM222 197V196H221ZM235 197H237V196H235ZM11 198V197H10ZM10 198H9V201H10ZM44 198V197H43ZM59 198V197H58ZM61 198V197H60ZM73 198V197H72ZM85 198V197H84ZM105 198V197H104ZM126 198V197H125ZM137 198V197H136ZM256 198V197H255ZM48 199V198H47ZM88 199V198H87ZM92 199V198H91ZM113 199V198H112ZM117 199V198H116ZM158 199V198H157ZM180 199V198H179ZM204 199V198H203ZM262 199V198H261ZM16 200V199H15ZM49 201H51V198L50 199H48ZM61 200V201H62ZM67 200H69V198L67 199ZM67 200H65V201H67ZM77 200V199H76ZM90 200V199H89ZM103 200V199H102ZM102 200H101V202H102ZM137 200V199H136ZM141 200V199H140ZM152 200V199H151ZM244 200V199H243ZM46 201V200H45ZM56 201H57V199H56ZM109 200H107V202H108ZM111 201V200H110ZM117 201V200H116ZM119 201V200H118ZM121 201V200H120ZM171 201V200H170ZM251 201V200H250ZM261 201V200H260ZM11 202V201H10ZM48 202V201H47ZM53 202V201H52ZM51 202V203H52ZM75 202V201H74ZM83 203H84V200L82 201ZM85 202H87V200L85 201ZM93 202V201H92ZM128 202V201H127ZM7 203H9V202H7ZM7 203H1V201H0V243L1 244H4V245H7L8 243H11L12 242V237L9 235V233H8V231L9 230H11V231H14V229H16V230H21V229H18V228H20V225H23L22 224V222H24V219H22V220H20V218L22 217V218H25V217H23L24 215L23 214H21L20 212V214H21V216H19L20 218H16V217H14L13 215H10L9 213H7V211H5V209L4 208H7L8 207V205H7ZM50 203V202H49ZM49 203L48 204H46V205H44L45 207H47L48 205H49ZM54 203V202H53ZM52 203V204H53ZM56 203V202H55ZM59 203H61V202H59ZM66 203V202H65ZM68 203V202H67ZM94 203V202H93ZM157 203V202H156ZM169 203V202H168ZM177 203V202H176ZM209 203V202H208ZM249 203V202H248ZM254 203V202H253ZM5 204V205H4ZM11 204V203H10ZM15 204V203H14ZM14 204H11V205H13L14 206ZM45 204V203H44ZM63 204V203H62ZM71 204V203H70ZM78 204V203H77ZM87 204H88V202H87ZM95 204V203H94ZM135 204V203H134ZM11 205H9L10 207H11ZM16 205V204H15ZM89 205H91V204H89ZM114 205V204H113ZM145 205V204H144ZM161 205V204H160ZM184 205V204H183ZM196 205V204H195ZM217 205V204H216ZM79 206V205H78ZM77 206V207H78ZM88 206V205H87ZM86 206V207H87ZM111 206H112V204H111ZM123 206V205H122ZM124 206H125V203H124ZM153 206V205H152ZM186 206V205H185ZM17 206H15L14 208H16ZM39 207V206H38ZM45 207H42L43 209L45 208ZM83 207H84V205H83ZM101 207V206H100ZM183 207V206H182ZM237 207V206H236ZM247 207V206H246ZM9 208V207H8ZM48 208V209H47ZM47 208H45L44 210H49V207H47ZM96 208V207H95ZM108 208V207H107ZM128 208V207H127ZM137 208V207H136ZM169 208V207H168ZM217 208V207H216ZM224 208V207H223ZM231 208V207H230ZM239 208V207H238ZM248 208V207H247ZM36 209V208H35ZM39 209V208H38ZM51 209V208H50ZM62 209V208H61ZM85 209V208H84ZM90 209V208H89ZM109 209V208H108ZM117 209V208H116ZM126 209V208H125ZM132 209V208H131ZM7 210V209H6ZM40 210H42V209H40ZM44 210H42L43 211V215H44ZM81 210V209H80ZM92 210V209H91ZM236 210V209H235ZM257 210V209H256ZM263 210V209H262ZM19 211H21V210H19ZM35 211V210H34ZM50 211V210H49ZM107 211V210H106ZM126 211V210H125ZM179 211V210H178ZM184 211V210H183ZM213 211V210H212ZM224 211V210H223ZM242 211V210H241ZM21 212H23V211H21ZM27 212V211H26ZM25 212V213H26ZM88 212V211H87ZM90 212V211H89ZM93 212V211H92ZM95 212V211H94ZM99 212V211H98ZM132 212V211H131ZM172 212V211H171ZM173 212H175V211H173ZM204 212V211H203ZM218 212V211H217ZM220 212V211H219ZM245 212V211H244ZM261 212V211H260ZM13 213H16V212H13ZM24 213V214H25ZM35 213H37V215L39 214L38 212H35ZM46 213L48 214V211H46ZM52 213V212H51ZM91 213V212H90ZM89 213V214H90ZM181 213V212H180ZM215 213H216V210H215ZM12 214V213H11ZM20 214H18V215H20ZM40 214H41V212H40ZM63 214V213H62ZM68 214V213H67ZM94 214V213H93ZM118 214V213H117ZM121 214V213H120ZM156 214V213H155ZM172 214V213H171ZM224 214V213H223ZM15 215V214H14ZM23 215V216H22ZM27 214H25V216H26ZM31 215H32V213H31ZM34 215V214H33ZM36 215V214H35ZM42 215V214H41ZM86 215V214H85ZM95 215H97V214H95ZM106 215V214H105ZM146 215V214H145ZM190 215V214H189ZM193 215V214H192ZM215 214H213L212 216H211V218H213V217H216V216H214ZM216 215H217V213H216ZM225 215V214H224ZM16 216V215H15ZM49 216V215H48ZM59 216H60V214H59ZM70 216H73V215H70ZM102 216V215H101ZM175 216V215H174ZM187 216V215H186ZM207 216H209V215H207ZM230 216V215H229ZM32 217V216H31ZM38 217V216H37ZM43 217V216H42ZM53 217H56V216H53ZM61 217L62 218H64V216L63 215H61ZM66 217V216H65ZM68 217H69V215H68ZM78 217V216H77ZM129 217V216H128ZM136 217V216H135ZM168 217V216H167ZM203 217V216H202ZM33 218V217H32ZM60 218V217H59ZM104 218V217H103ZM171 218V217H170ZM175 218H177V217H175ZM174 218V219H175ZM211 218H209V219H211ZM221 218L222 217H218V218H214V220H209L208 219V221L210 222H213V224L214 225H216V226H218V225H220V226H223V225H221V224H223L224 223V221H223V219L224 218H222V221H221ZM33 219H35V218H33ZM36 219H38V218H36ZM58 219V218H57ZM84 219V218H83ZM93 219V218H92ZM107 219V218H106ZM160 219V218H159ZM158 219V220H159ZM206 219H207V217H206ZM205 219V220H206ZM228 219V218H227ZM226 219V220H227ZM258 219V218H257ZM43 220V219H42ZM100 220V219H99ZM103 220V219H102ZM127 220H128V218H127ZM151 220V219H150ZM176 220V225H178L180 228H181V230L184 232L185 230V228L186 227H189L188 226V224H190V223H193V221L191 222L190 221V218H187V217H183V214L182 215H179V217L177 218V219H175ZM194 220V219H193ZM25 221H26V218H25ZM45 221V220H44ZM60 221H61V219H60ZM126 221V220H125ZM154 221V220H153ZM162 221V220H161ZM199 221V220H198ZM202 221V220H201ZM30 222V221H29ZM29 222H28V224H29ZM53 222V221H52ZM65 222V221H64ZM90 223H91V221H89ZM95 222V221H94ZM106 222V221H105ZM175 222V221H174ZM208 222V223H209ZM27 223V222H26ZM34 223V222H33ZM75 223V222H74ZM101 223V222H100ZM129 223V222H128ZM139 223V222H138ZM164 223V222H163ZM169 223H171V222H169ZM169 223H167V224H169ZM204 223V222H203ZM54 224V223H53ZM148 224V223H147ZM198 224V223H197ZM201 224H202V222H201ZM33 225V224H32ZM37 224H35V226H36ZM64 225H65V223H63L62 221L60 222V225H59V227H57V229H59L61 232L63 231V229H64ZM103 225V224H102ZM136 225V224H135ZM193 225V224H192ZM195 225V224H194ZM208 225V224H207ZM206 225V226H207ZM211 225V224H210ZM230 225V224H229ZM29 226V225H28ZM157 226V225H156ZM212 226V225H211ZM255 226V225H254ZM23 227V229L25 228L24 227V225L22 226ZM66 227V226H65ZM69 227V226H68ZM159 227V226H158ZM185 227V228H184ZM191 227V226H190ZM241 227V226H240ZM258 227V226H257ZM31 227H29V229H30ZM34 228V227H33ZM43 228V227H42ZM52 228V227H51ZM67 228V227H66ZM65 228V229H66ZM102 228H104V227H102ZM115 228V227H114ZM131 228V227H130ZM135 228V227H134ZM150 228V227H149ZM227 228V227H226ZM229 228V227H228ZM247 228V227H246ZM13 229V230H12ZM97 229V228H96ZM106 229V228H105ZM117 229V228H116ZM144 229V228H143ZM147 229V228H146ZM187 230H186V232L188 231V228H186ZM40 230H42V229H40ZM40 230H39V233H40ZM58 230V231H59ZM67 230V229H66ZM94 230V229H93ZM102 230V229H101ZM135 230V229H134ZM154 230V229H153ZM178 230H180V229H178ZM222 230V229H221ZM60 231H59V233H60ZM74 231V230H73ZM97 231V230H96ZM103 231V230H102ZM19 232V231H18ZM36 232V231H35ZM51 232V231H50ZM56 233H57V231H55ZM79 232V231H78ZM77 232V233H78ZM92 232V231H91ZM180 232V231H179ZM228 232V231H227ZM243 232V231H242ZM26 233V232H25ZM45 233L48 235L47 237L49 238H51L53 235H51V233H49L48 231H47V228H46V230H45ZM45 233H43L42 232V234H44L45 236H46V234ZM56 233H54L55 234V238H54V236L51 238L52 240H55V241H53V242H50L49 240L50 239H46V240H48V242L45 240V238L44 239H41V241L42 240H45L47 243H48V245L46 246V247H49L50 248V246H52V244L51 243H53V247L55 246V248L57 249H55L57 252L58 251H60V250H58V249H61L62 247H59L58 246V248H57V244L59 243L60 245H61V242H65L64 240H63V238H64V236L63 237H61V239H60V236L59 235H61V234H64V233H66V231L63 233H58L57 235H56ZM67 233L69 234V232L67 231ZM94 233V232H93ZM135 233V232H134ZM174 233V232H173ZM190 233V232H189ZM18 234V233H17ZM30 234V236L32 235L31 234V232L29 233ZM73 234H74V232H73ZM111 234V233H110ZM181 234H183L182 232H181ZM185 234V233H184ZM188 234V233H187ZM225 234V233H224ZM26 235V234H25ZM87 235V234H86ZM95 235V234H94ZM102 235V234H101ZM148 235V234H147ZM194 235V234H193ZM203 235V234H202ZM27 236H29L28 235V233H27ZM27 236H26V238H27ZM35 236V235H34ZM38 236V235H37ZM40 236V235H39ZM66 236V235H65ZM109 236V235H108ZM123 236V235H122ZM232 236V235H231ZM259 236V235H258ZM33 237V236H32ZM32 237H30V238H32ZM92 237H93V235H92ZM101 237V236H100ZM110 237V236H109ZM126 237V236H125ZM148 237V236H147ZM179 237V236H178ZM184 237V236H183ZM191 237V236H190ZM206 237V236H205ZM29 238V239H30ZM35 238V237H34ZM42 238V237H41ZM60 239V240H58L59 242H57V239ZM70 238V237H69ZM77 238V237H76ZM90 238V237H89ZM128 238V237H127ZM140 238H141V236H140ZM143 238V237H142ZM141 238V239H142ZM65 239V238H64ZM85 239V238H84ZM140 239V240H141ZM182 239V238H181ZM193 239V238H192ZM31 240V239H30ZM34 240V239H33ZM39 240V239H38ZM51 240V241H52ZM66 240V239H65ZM130 240H132V239H130ZM136 240V239H135ZM143 240V239H142ZM148 240V239H147ZM146 240V241H147ZM161 240V239H160ZM225 240V239H224ZM255 240V239H254ZM36 241V240H35ZM69 241V240H68ZM106 241V240H105ZM115 241V240H114ZM126 241H128V239L126 240ZM20 242V241H19ZM43 242V241H42ZM135 242V241H134ZM142 242V241H141ZM144 242V241H143ZM200 242H201V240H200ZM44 243V242H43ZM47 243H44V244H47ZM54 243H56L55 245H54ZM120 243V242H119ZM138 243V242H137ZM168 243V242H167ZM181 243V242H180ZM195 243V242H194ZM21 244V243H20ZM29 244H30V242H29ZM39 244H40V242H39ZM43 244V245H44ZM58 244V245H59ZM65 244V245H64ZM63 244V246L65 247L67 244H69L68 242L66 243H64ZM185 244V243H184ZM183 244V245H184ZM201 244V243H200ZM206 244V243H205ZM203 245V246H206V245ZM226 244H228V243H226ZM233 244V243H232ZM241 244V243H240ZM253 244V243H252ZM14 245V244H13ZM85 245V244H84ZM17 246V245H16ZM16 246H12V247H16ZM33 246V245H32ZM40 246H41V244H40ZM67 246H70V245H67ZM67 246H66V249H61L62 251V253L64 252V250H65V253L66 252H68L69 253V249L67 248ZM73 246V245H72ZM107 246V245H106ZM130 246H131V244H130ZM146 246V245H145ZM176 246V245H175ZM192 246V245H191ZM191 246H188V248H186V249H188V251L187 252H189L190 253V255H194L193 256V259H196V258H194L196 255V248L195 247H192L191 248ZM219 246V245H218ZM237 246V245H236ZM235 246V247H236ZM10 247V246H9ZM28 247H30V246H28ZM34 247V246H33ZM43 247H45V246H43ZM71 247V246H70ZM85 247V246H84ZM108 247V246H107ZM165 247V246H164ZM196 247H197V245H196ZM226 247V246H225ZM263 247V246H262ZM7 248V247H6ZM19 247H17V248H15V249H13L15 252L17 251V249H18ZM101 248V247H100ZM169 248V247H168ZM195 248V249H194ZM242 248V247H241ZM251 248V247H250ZM1 249V248H0ZM7 249H9V248H7ZM12 249V248H11ZM26 249H27V247H26ZM34 249V248H33ZM45 249V248H44ZM54 249V248H53ZM52 249V250H53ZM105 249V248H104ZM132 249V248H131ZM154 249V248H153ZM171 249H172V246H171ZM204 249V248H203ZM208 249H210V248H208ZM234 249V248H233ZM12 250V251H13ZM32 250V249H31ZM36 250V249H35ZM41 250V249H40ZM54 250V251H55ZM143 250V249H142ZM177 250H178V248H177ZM205 250H206V255H205V257L207 256V248L205 247ZM11 250H9V254H7V256H5L6 258L5 259H7L8 261H10V262H12L11 260H13L14 258H13V256H12V254L13 253H15L14 251H13V253L12 252H10ZM30 251V250H29ZM37 251V250H36ZM111 251V250H110ZM130 251V250H129ZM201 251H203V250H201ZM33 251H31V253H32ZM38 252V251H37ZM178 252V251H177ZM199 252V251H198ZM4 253V252H3ZM51 253V252H50ZM65 253H63L64 255H65ZM120 253V252H119ZM161 253V252H160ZM204 253V252H203ZM210 253H211V251H210ZM217 253H219V252H217ZM247 253V252H246ZM264 253V252H263ZM35 253H33L32 255H33V257L35 256L34 255ZM48 254V253H47ZM62 254V255H63ZM105 254H106V250H105ZM139 254V253H138ZM201 254V253H200ZM213 254H214V252H213ZM220 254V253H219ZM3 255V254H2ZM53 255V254H52ZM55 255V254H54ZM185 255V254H184ZM189 255V254H188ZM189 255V256H190ZM225 256L224 254H223V252H221V255H220V258L221 257H223V256ZM227 255V254H226ZM254 255V254H253ZM204 256V254L202 255V260H203V262H204V260L206 259L205 257H203ZM212 256V255H211ZM261 256V255H260ZM41 257V256H40ZM48 257V256H47ZM46 256L43 258V259H45L46 258V260L48 259ZM54 257V256H53ZM53 257H52V259H53ZM57 257H59L58 255H57ZM110 257V256H109ZM118 257V256H117ZM133 257H134V255H133ZM180 257V256H179ZM226 257V256H225ZM13 258V259H12ZM62 258H64V257H62ZM62 258H61V260H62ZM112 258V257H111ZM123 258V257H122ZM144 258V257H143ZM205 258V259H204ZM208 258V257H207ZM215 258H217V259H219V256L218 255H215ZM41 260H42V258H40ZM50 259V260H49ZM48 259V262L46 261V260H43V261H45V264H57V263H59V262H62L61 260H58V259H54V260H52L51 261V258H49ZM68 259V258H67ZM74 259V258H73ZM72 259V260H73ZM193 259H189V260H193ZM222 259V258H221ZM238 259V258H237ZM15 260V259H14ZM207 260V259H206ZM205 260V262H206V264H208V261H206ZM212 260V259H211ZM211 260H209V261H211ZM223 260H224V257H223ZM239 260V259H238ZM40 261V260H39ZM125 261H126V259H125ZM195 261H197V260H195ZM226 261H228V260H226ZM252 261V260H251ZM35 262V261H34ZM169 262V261H168ZM171 262H173V261H171ZM192 262V261H191ZM200 262H201V260H200ZM249 262V261H248ZM257 262V261H256ZM255 262V263H256ZM6 264H8L7 262H5ZM136 263V262H135ZM189 263V262H188ZM187 263V264H188ZM223 263V262H222ZM10 264V263H9ZM23 264H32L30 261H25V262H23ZM60 264V263H59ZM61 264H63V263H61ZM145 264V263H144ZM176 264V263H175ZM202 264H204V263H202ZM210 264V263H209ZM213 264V263H212ZM242 264H244V263H242Z\"/></svg>",
  "mask_w": 264,
  "mask_h": 264
}]
</instances>
